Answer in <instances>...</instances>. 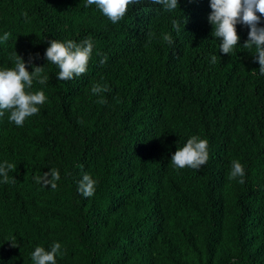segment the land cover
I'll list each match as a JSON object with an SVG mask.
<instances>
[{
  "label": "trees",
  "instance_id": "1",
  "mask_svg": "<svg viewBox=\"0 0 264 264\" xmlns=\"http://www.w3.org/2000/svg\"><path fill=\"white\" fill-rule=\"evenodd\" d=\"M86 2L0 0V70L16 52L48 77L28 89L47 97L37 115L22 127L0 116V164L16 180L0 177V264H34L37 246L57 242L56 264H264V75L243 48L248 28L236 25L224 55L210 0L172 12L142 0L117 24ZM53 39L93 42L86 73L57 79L44 58ZM94 84L110 91L93 95ZM193 135L208 140L207 163L175 168ZM234 160L242 184L229 179ZM84 173L97 181L90 198L77 191Z\"/></svg>",
  "mask_w": 264,
  "mask_h": 264
},
{
  "label": "clouds",
  "instance_id": "2",
  "mask_svg": "<svg viewBox=\"0 0 264 264\" xmlns=\"http://www.w3.org/2000/svg\"><path fill=\"white\" fill-rule=\"evenodd\" d=\"M142 0H87L86 7L95 5L96 8L109 20L112 24H117L126 15L128 7L133 4L141 3ZM149 3L161 5L166 12H172L179 8L178 0H149ZM211 12L208 16V22L212 26L211 35L218 38L219 52L224 55H230L238 46L240 37L237 34L236 25L241 24L248 28L247 40L243 44V48L255 50V61L259 64V72L264 75V27H259L261 17H264V0H210ZM25 17L26 13L23 14ZM187 18L184 17V25ZM172 27L179 32L180 24L178 21H172ZM10 33L5 32L0 40L7 41ZM164 42L169 45L173 44L171 34L165 33L162 36ZM49 46L45 50L44 58L47 62L54 64L58 69L57 79L68 81L75 77H79L86 73L88 63L91 59L94 44L90 39H85L81 43H75L68 40L60 42L58 40L48 41ZM99 55V53L97 54ZM15 66L0 70V116L5 111L9 113L8 120L17 127H22L25 120L39 113V106L43 105L47 97L43 91H28L32 88L34 80L44 85L48 81L47 76H42L44 66H33V58L30 57L27 64L22 57L14 52ZM211 63L215 64L217 56L212 55ZM107 61L105 56L100 63ZM28 67L32 70L29 72ZM110 89L105 84H94L91 88L93 95H100L108 92ZM105 103L103 97L98 101ZM209 159L208 140L201 139L199 136L193 135L182 148L176 149L171 156V163L177 169L191 168L199 170V168L207 163ZM15 165L5 161L0 164V177H3V183H15L16 180L9 176V172L13 171ZM52 176L58 180L59 172L54 170ZM245 169L237 160L232 161L229 179L239 177V183H244ZM97 181L89 174L84 173L78 182L77 191L85 198L94 196ZM55 188L56 185L52 184ZM16 247L17 245H13ZM57 255H62L61 244L53 243L50 250L37 246L31 253V259L34 264H56Z\"/></svg>",
  "mask_w": 264,
  "mask_h": 264
}]
</instances>
